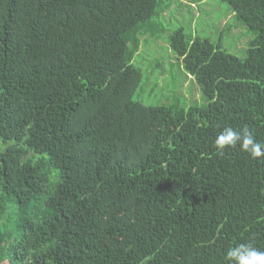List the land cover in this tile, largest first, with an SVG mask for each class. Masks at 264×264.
I'll list each match as a JSON object with an SVG mask.
<instances>
[{
  "label": "trees",
  "instance_id": "1",
  "mask_svg": "<svg viewBox=\"0 0 264 264\" xmlns=\"http://www.w3.org/2000/svg\"><path fill=\"white\" fill-rule=\"evenodd\" d=\"M218 1L255 38L239 58L172 33L201 94L181 107L135 99L133 61L160 17L204 0H0V263L226 264L240 243L264 251V156L213 143L224 127L264 142V0Z\"/></svg>",
  "mask_w": 264,
  "mask_h": 264
},
{
  "label": "rangeland",
  "instance_id": "2",
  "mask_svg": "<svg viewBox=\"0 0 264 264\" xmlns=\"http://www.w3.org/2000/svg\"><path fill=\"white\" fill-rule=\"evenodd\" d=\"M164 17L153 24L158 39L149 35L141 38L139 53L133 61L142 73L135 99L147 106L189 107L201 101V94L194 79L186 78L181 62L170 51L168 37L183 28L187 35L220 42L223 50L243 58L255 36L248 27L229 15L227 5L218 0H204L194 6L187 4L183 9L174 6ZM13 224V217H10L9 227Z\"/></svg>",
  "mask_w": 264,
  "mask_h": 264
},
{
  "label": "clouds",
  "instance_id": "3",
  "mask_svg": "<svg viewBox=\"0 0 264 264\" xmlns=\"http://www.w3.org/2000/svg\"><path fill=\"white\" fill-rule=\"evenodd\" d=\"M219 151L226 147L235 148L239 145L242 151L252 158L264 156V142H258L248 128L236 130L224 127L213 141ZM226 264H264V251L257 249L251 243H240L230 247L225 255Z\"/></svg>",
  "mask_w": 264,
  "mask_h": 264
},
{
  "label": "crops",
  "instance_id": "4",
  "mask_svg": "<svg viewBox=\"0 0 264 264\" xmlns=\"http://www.w3.org/2000/svg\"><path fill=\"white\" fill-rule=\"evenodd\" d=\"M0 264H8V261H4V262H2V263H0Z\"/></svg>",
  "mask_w": 264,
  "mask_h": 264
}]
</instances>
